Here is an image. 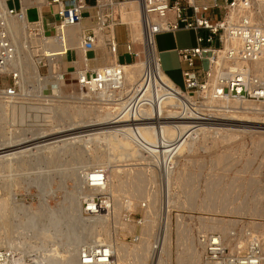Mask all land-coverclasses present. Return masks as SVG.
<instances>
[{
    "label": "rangeland",
    "instance_id": "374dc122",
    "mask_svg": "<svg viewBox=\"0 0 264 264\" xmlns=\"http://www.w3.org/2000/svg\"><path fill=\"white\" fill-rule=\"evenodd\" d=\"M7 2L10 6L14 2L19 4V0ZM135 7L131 3L125 9ZM27 11L29 20H37L40 6L35 4ZM43 13L49 34L45 37L54 36L53 16L46 9ZM15 24L12 25L14 42L26 41L30 52L20 54V62L12 67L21 68L24 78L20 96L12 100L2 97L3 89L11 81L8 72L0 73V151L21 142L26 144L58 135L53 141L90 131L100 132L102 137L84 140L87 136H81L73 144L68 141L65 149L57 152L58 160L53 163L47 161L51 158L48 151L42 152L48 155L46 159L39 157L40 151L35 149L0 157V251L10 254L11 264H74L79 248L94 245L98 239L116 244L120 255L117 264H148V259L159 254L153 250L155 239L162 241L166 233L171 258L167 264H184L185 260V264H205L197 241L198 234L205 231L222 233L227 252L240 256L247 250L250 233L259 238L264 258V103L256 106L262 110L260 114L228 112V108L218 107L209 111L205 100L193 94L197 101L193 108L211 112L210 118L203 121L204 131L194 135L196 139L191 148L176 158L174 169L164 177L149 156L131 160L109 150L104 139L111 131L108 120L96 117L100 110L97 106L106 102L95 95L73 97L81 95L76 77L83 67L79 58L75 60L73 51L61 54L51 65L41 49L39 36L31 34V28L27 27L28 22L26 34L18 24L16 29ZM115 34L118 62L141 61L130 58L127 53L126 27L117 25ZM129 34L134 39L131 31ZM175 35L176 47L196 45L193 30H177ZM173 41L172 32L155 36L157 49ZM135 45L140 50L141 43ZM93 53L96 55L97 50ZM159 55L165 74L183 88L182 69L186 65L180 64L174 50L160 51ZM72 56L77 70L71 69L72 65L67 62ZM112 60L110 50L107 61L110 64ZM196 65L200 67L201 63L197 60ZM203 65L206 67L207 62ZM118 93L114 98L109 97L118 100ZM109 105L114 107L111 103L104 104L101 112ZM71 132L77 133L65 135ZM96 160L107 169L118 171L114 174L108 170L111 173L109 192L115 209L106 222L96 223L94 228L101 231L94 236L91 231L94 218L85 216L82 208L83 200L96 192L84 189L82 180L83 171L100 164ZM184 246L191 252L189 255ZM162 256L166 258V252ZM196 260L199 261L194 263Z\"/></svg>",
    "mask_w": 264,
    "mask_h": 264
},
{
    "label": "built area",
    "instance_id": "2783aa9c",
    "mask_svg": "<svg viewBox=\"0 0 264 264\" xmlns=\"http://www.w3.org/2000/svg\"><path fill=\"white\" fill-rule=\"evenodd\" d=\"M131 3L140 12L143 31L148 37L152 36L154 41L160 32L182 29L195 31L196 45L177 50L180 63L186 65L182 69V90L193 97V94H198L204 100L213 97L217 100L246 99L264 102V70L259 68V64L264 63V0H47L46 5L50 7V14L54 19V34H57L58 26L61 29L79 25L86 19L92 20V24L84 27L79 37V46L87 59H92L90 53L96 52L95 45L101 32L111 35L117 25H124L127 32V53L136 60V41L129 34V24L123 20V14L130 11L125 7ZM4 5L5 7L0 5V73L8 72L11 83L3 89L2 97L12 100L21 95L24 78L19 68L4 70L15 59L16 53L9 30V18L27 19V27L31 28V34L39 36L46 58L50 51H44V37L49 34L41 11L37 20H29L27 10L23 12L21 0L19 6L14 3L10 6L7 1ZM108 42L112 52L118 55L115 33ZM197 60L201 63L200 67L196 65ZM205 61L206 67L203 65ZM77 73V85L81 91L86 92L89 89L103 90L107 80L113 76L110 68L101 73L90 67L80 69ZM124 112L126 110L120 116L124 117ZM165 121L166 118L148 119L145 115L138 119L127 116L121 122L125 124L117 126V129L131 137L139 148V158L151 157L153 164L163 173L162 176L168 177L175 167L176 155L174 158L165 143L166 140L175 141L179 136L172 140L164 136L162 124ZM139 123L155 128L157 140L153 146L142 139ZM191 125L193 128L197 126L193 122ZM108 173V169L104 167L95 168L86 176L84 173V189H103V192H96L83 200L85 216L94 219L107 216L108 219L113 213L114 202L109 192ZM125 217L129 219L128 215ZM248 239L247 250L240 256L227 252L222 233L205 231L197 237L205 264H263V247L259 238L249 233ZM110 242L98 239L94 245H83L78 251V263L112 264L116 255L112 245L108 244ZM162 242L163 239H155L153 250L159 254L157 257L153 255L152 260L148 259V264H157L160 254L162 256ZM9 256L10 254L0 251V264H11ZM118 257L120 255L117 253Z\"/></svg>",
    "mask_w": 264,
    "mask_h": 264
},
{
    "label": "bare ground",
    "instance_id": "6f19581e",
    "mask_svg": "<svg viewBox=\"0 0 264 264\" xmlns=\"http://www.w3.org/2000/svg\"><path fill=\"white\" fill-rule=\"evenodd\" d=\"M6 1L7 0H0V5H3L5 7L4 4L6 3ZM21 1H22L23 12L26 11L28 7H32L33 5L35 6V4H38L40 6V9L41 7H43V5L46 6L47 4V2H45L47 0H21ZM12 20L14 23H16L15 26L18 24L21 26L22 30L24 29V33L26 32L25 27H26V22H27L26 19L21 20V19H18L17 17L9 18V21H8L9 30L11 33L13 43L15 45V49H16L15 59L12 61L13 63L8 64L6 67L9 69L13 67L15 62L20 60V54L22 53L29 54L30 52L29 45L25 44L26 41L25 42L22 41V43L18 42L19 44L14 42V37H13L14 33L12 31V27H13L12 25L14 23H12ZM123 20L129 24L130 29H131L130 31H131V34L133 35L134 40L138 43H141L143 50L142 51L138 50V57L141 54H144V57H145L144 60H141L139 62L129 63V64L119 63L117 60L116 53L112 52V49L109 48L113 56L112 63L99 65L98 67L93 68L101 73H103L106 68L111 69L113 76L109 78V80H107L106 87L101 91H92L89 89L86 92L85 90H83L81 92V95H79L78 97L76 96H73V97L75 98H81V96L82 97H85V96L93 97L95 95L100 101L102 102L105 101L106 103L104 104L108 105L111 103L115 107V108L111 107V105L106 106V110L104 112H101L104 104L103 105L100 104L99 106H97L100 110H97L98 112L96 114V117L98 119L108 120L107 124H109L108 126L111 128V131H109L108 134H105L104 139L107 145L109 146V150L113 151L114 154L120 156V158L124 156L131 157V160L135 157L138 158L139 148L136 146V144L133 143L134 141L131 139L129 135H127L126 133H120L117 129V126H122L125 124L121 122L124 121V119L127 116L135 117L136 119L144 115L147 116L148 119L166 118L165 123L162 124V132L164 136H166L170 140H172L173 138H176L177 136L179 137L175 141L166 140L165 147L167 149L169 148L168 151L174 154V158L176 155V158L178 159V156H180V154L184 153L188 148L189 149L191 148V146L193 145V140L196 139L194 135L200 133V131L201 132L204 131V127L202 126V123L204 122H202L201 120L202 119L209 120L210 115H211L209 113L211 112L205 113L202 110V108H198V107L193 108L195 103H197L194 100V97L190 93L182 90L181 87L175 84L162 70L159 57L157 54L156 46H155V41L153 40L152 36L148 37L143 31V28L141 25V15H140V12L136 9V7L124 13ZM83 22L79 25L62 27L61 29L58 26L57 34L51 37H44V40L46 41L44 43L45 52L47 53V51H50V54H47V58L51 65L55 64L54 62L56 61V59L57 60L59 59L61 54L65 53L66 51L69 52L70 50H72L74 53V56L76 57L75 60L79 58L83 64V67L81 69L85 70L86 68L91 67L90 62L92 61V59L90 60L87 59L84 55V52L79 46V37L83 30V27H82ZM16 29H17V26H16ZM16 29L15 31H17ZM113 36H114L113 31L111 32V35L101 32L99 36V40L97 41L95 45V49H98V48L103 49L106 46V44L107 45L109 44L108 40L111 39V37ZM103 58H105V56H103ZM73 61L74 60H71L69 63L71 64ZM21 64H19V66H21ZM259 68L261 70H264V63L259 64ZM34 74H35V77L39 76L35 66H34ZM115 93L116 94L118 93L120 95V99L118 100L113 99L114 98L113 96L116 95ZM109 96L113 98L111 99V97ZM204 103H206L205 104L206 108L209 111L213 110L212 108L214 107H218L217 109L221 108L222 110L225 108H228L227 109L228 112L238 111V112H250V113L260 114L262 110L259 111V108L256 106L258 105L260 106V103H264V102L262 100H246V99L245 100H242V99L217 100L213 97L211 98L207 97ZM239 103H242L244 105V108L242 107V104H239ZM236 104L237 105L239 104V105L237 106ZM130 105L131 107H129ZM236 106L237 107L241 106L243 109H239ZM111 108H114V109H111ZM263 109H264V106H263ZM125 110H126V113L124 112L123 114L124 117L120 116L121 113ZM203 115H206V117ZM172 118H174V120ZM192 122L197 124L196 128H193V126L191 125ZM94 129H97V128H93L92 131ZM138 129H139L142 139H144L147 144H151V146H153L156 143L157 138H156V132H155L154 127H145L142 125V123H139ZM129 131L130 130H127V132ZM75 133L77 132H71L65 135L75 134ZM58 136H53L50 138H46L44 140H39V141L26 143V144H23L24 142L23 143L21 142V144H19L18 146L14 148L0 151V157H9L11 155L14 156L17 153L23 152L26 150L32 151V152L35 150L40 151V154H38L39 157L40 156L46 157L45 155H43L42 152L48 151L49 155H51V158L47 161L52 162V161L58 160L57 152L63 151L65 149V146H67L68 141H70L73 144L76 141V139L82 138L81 136L88 137V138L87 137L84 138V140H91L92 138L100 139L102 137L100 135V132L93 131V133H91L90 131V133L85 134V135L84 134L71 135L69 137H66L63 139L60 138L59 140L53 141V139L57 138ZM49 139L50 140L52 139V140L50 141ZM94 158L96 159L95 156ZM97 159L101 160V157L98 156ZM28 160H31V159H28ZM96 161H99V160H96ZM175 163L177 162L175 161ZM96 164L94 165V167L96 168H101V167L106 168L104 165H101V162L100 164H97V165ZM93 169L95 168H89L87 171L85 172L83 171V174L85 173V176L89 175V173L92 172ZM110 171L114 172L115 174L117 173L118 170L114 168V169H110ZM110 176H111V173H108L109 180H110ZM88 190L92 192H103V189L101 188H92ZM80 193L82 194L83 192H80ZM129 204H131V202H129ZM78 205L80 206V203ZM114 209H115V203H114ZM106 220H107V216L95 218L93 222L94 224L93 225L91 224V225L94 228V227H97L96 223H99L102 221L106 222ZM91 231H93L92 233H94V236H95V235H99V231H101V229L99 230L97 228H94V229L91 228ZM166 235L167 233L164 235L163 242H162V249H161L162 253L166 252V258H163L160 254L157 260V264H167V262H169L171 259L169 256L170 248L165 241ZM104 241L110 242L108 240H104ZM112 243L111 242L108 243L110 246L112 245V247L114 248L115 255H116V257H114L112 261V264H117V260H118L117 259V253H118L117 247L115 243L113 244ZM186 250L187 248L185 249V252L188 253V250L187 251ZM190 253H188V255ZM197 253L198 252L196 251V254ZM77 255L74 256V259L73 258L72 259L74 260V262L76 260L75 262L76 264H80L78 263ZM188 255H186L185 257H189ZM196 256H198V258L200 257L199 254ZM145 259L147 260V257H145ZM188 259L187 261L189 263ZM190 260L192 259L190 258ZM198 261L196 260L194 261V263ZM183 262L185 264L186 260ZM263 264H264V258H263Z\"/></svg>",
    "mask_w": 264,
    "mask_h": 264
},
{
    "label": "crops",
    "instance_id": "0c3cea01",
    "mask_svg": "<svg viewBox=\"0 0 264 264\" xmlns=\"http://www.w3.org/2000/svg\"><path fill=\"white\" fill-rule=\"evenodd\" d=\"M14 4H15V2H14ZM16 5V4H15ZM19 5V4H18ZM18 5H16V6H18ZM44 9H46V10H49L50 12H51V9H50V7L48 8V7H46V6H43V7H41V9H40V11H41V13L42 14H44L43 13V10ZM28 12V11H27ZM92 24V20H89V19H86L84 22H83V24H82V27L84 28H86V27H89L90 25ZM114 33H115V28H114ZM175 33L176 32H172V34H173V36H174V41H173V43H169L168 45H164L163 47H161V49H157V47H156V50H157V54H158V57H159V59H160V55H159V52L160 51H171V50H174L175 52H176V54H177V50L178 49H183V48H190V47H193V46H190V47H183V48H180V47H176V46H174L173 44H175L176 43V35H175ZM105 37V36H104ZM115 38H116V34H115ZM126 42V41H125ZM155 46H156V43H155ZM109 47H108V45L106 44V46L103 48V49H96L97 50V53H95L96 55H94V53H92L90 56L92 57V61L90 62V66L91 67H98L99 65H103V64H109V62L107 61V54L108 53H110V50L108 49ZM143 50V47L141 46V48H140V51H142ZM94 55V56H93ZM74 56V55H73ZM73 56H72V58L71 59H68L67 60V62H70L71 60H74L73 59ZM103 56H105V58H103ZM131 58V57H130ZM143 58H145L144 57V54H141L139 57H137V59H136V61L137 60H142ZM177 58H178V60H179V57H178V54H177ZM117 60H119L120 61V55H119V53H118V55H117ZM180 62V61H179ZM123 63H127L126 61L125 62H123ZM160 63H161V59H160ZM72 64V69H75V70H77L78 69V67L77 66H74V64L73 63H71ZM182 66H184V64H182V63H180ZM162 67V66H161ZM163 70V69H162ZM169 77V76H168Z\"/></svg>",
    "mask_w": 264,
    "mask_h": 264
}]
</instances>
